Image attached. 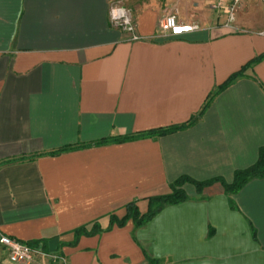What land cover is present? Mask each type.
Listing matches in <instances>:
<instances>
[{
  "label": "crops",
  "instance_id": "crops-1",
  "mask_svg": "<svg viewBox=\"0 0 264 264\" xmlns=\"http://www.w3.org/2000/svg\"><path fill=\"white\" fill-rule=\"evenodd\" d=\"M221 2L220 7L217 6ZM229 0H0V236L39 242L67 264H264V178L225 195L218 183L165 206L144 226L78 238L73 230L166 195L180 176L229 183L264 146V59L218 93L191 127L161 137L81 147L180 125L206 96L264 54V4ZM126 9L133 35L110 25ZM167 15L197 29L170 38ZM257 15V14H256ZM64 147L69 151L48 156ZM0 264L12 263L0 246ZM33 264H47L38 259Z\"/></svg>",
  "mask_w": 264,
  "mask_h": 264
},
{
  "label": "trees",
  "instance_id": "trees-1",
  "mask_svg": "<svg viewBox=\"0 0 264 264\" xmlns=\"http://www.w3.org/2000/svg\"><path fill=\"white\" fill-rule=\"evenodd\" d=\"M262 59H264V54H260L259 56H256L255 58L249 60L243 66H241L238 71L232 73L220 85L213 88L210 91V93L206 96L199 111L183 124L173 125L166 128H159L155 130H149L147 132H143L131 136L102 139L94 143L80 146V148L100 146L107 143H124L139 139H145V138L161 137L178 131L185 130L196 123V121L201 117L203 112L207 109L213 98L218 93L226 89L238 78L244 77V71L250 69L253 65L260 62ZM71 149L73 148L64 147L59 150L47 153L45 155L54 156L69 151ZM263 178H264V146H261L257 150V156L255 161L250 166L244 169L235 170L232 174V179L229 183L224 182L220 178H213L203 182H197L186 176H180L169 185L170 192L168 194L161 196H154L147 199V210L145 213L143 214L138 213L137 208L135 206V202H130L123 207L125 210V214L122 218L118 219L112 215L108 216V225L104 230L100 229V227L96 222L91 223L89 228H87V226H81L73 230L72 232L73 240L70 242L69 245H75L78 238L81 236L91 237L98 235L102 232H108L110 231L112 226H115L117 228H122L127 220L131 221L134 230L144 226L165 206L178 205L188 199L182 190L183 184L192 185L196 193L199 194L203 188L208 187L213 183H218L222 187L225 195H233L236 194L249 181L254 179H263ZM38 243L39 242H28V244L32 247L38 246ZM42 250L43 252L46 253V251L43 248ZM141 251L146 264H161L162 262L161 259L151 257L150 255H148V253L145 250H141Z\"/></svg>",
  "mask_w": 264,
  "mask_h": 264
},
{
  "label": "built area",
  "instance_id": "built-area-1",
  "mask_svg": "<svg viewBox=\"0 0 264 264\" xmlns=\"http://www.w3.org/2000/svg\"><path fill=\"white\" fill-rule=\"evenodd\" d=\"M245 0H229L227 7V22H231L233 13L239 4ZM221 2L217 4L220 7ZM108 20L112 27L131 34L132 40H137L139 37L133 35V25L129 12L120 7L113 6L108 11ZM197 29L194 24H183L177 22L174 15L165 16L159 23V31L162 35L170 38L179 37L183 34L192 32ZM0 246L7 252L8 259L16 264H33L38 259H46L50 264H67L65 258L60 254H46L39 247H32L26 242L11 238L6 235L0 236Z\"/></svg>",
  "mask_w": 264,
  "mask_h": 264
},
{
  "label": "rangeland",
  "instance_id": "rangeland-1",
  "mask_svg": "<svg viewBox=\"0 0 264 264\" xmlns=\"http://www.w3.org/2000/svg\"><path fill=\"white\" fill-rule=\"evenodd\" d=\"M261 2L264 3V0H261ZM262 15H264V4L260 7V9L257 11V13H252V14L250 13V18H252V19L257 18L258 19ZM52 254H54V253H52ZM44 260H46L47 264H50V262L47 261V258ZM161 264H167V263L161 262Z\"/></svg>",
  "mask_w": 264,
  "mask_h": 264
}]
</instances>
